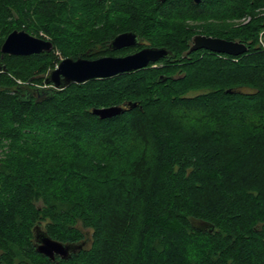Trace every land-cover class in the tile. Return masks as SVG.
I'll use <instances>...</instances> for the list:
<instances>
[{
	"label": "trees",
	"instance_id": "16d2710c",
	"mask_svg": "<svg viewBox=\"0 0 264 264\" xmlns=\"http://www.w3.org/2000/svg\"><path fill=\"white\" fill-rule=\"evenodd\" d=\"M262 8L264 0H0V48L14 29L53 43L30 55L0 50V264H264ZM179 10L196 23L155 15ZM246 15L244 24L217 22ZM123 31L170 57L44 85L60 57L122 54L108 44ZM195 34L248 50L188 52ZM115 105L127 108L91 112ZM35 225L64 243L89 232L90 242L51 260L35 250Z\"/></svg>",
	"mask_w": 264,
	"mask_h": 264
},
{
	"label": "water",
	"instance_id": "95a60500",
	"mask_svg": "<svg viewBox=\"0 0 264 264\" xmlns=\"http://www.w3.org/2000/svg\"><path fill=\"white\" fill-rule=\"evenodd\" d=\"M193 1L199 3L202 0ZM136 44V33L133 31H124L115 35L108 46L112 50H119ZM52 49L53 43L50 40L34 36L25 30L17 29L7 34L0 48L2 54L8 55H30L43 51L48 52ZM200 49H205L214 53L238 56L246 53L248 46L239 41L196 34L192 38V44L188 52ZM168 53L169 51L165 47L152 46L142 48L134 53L123 56L105 55L94 59H88L82 56H77L76 58L65 57L46 74L44 85L58 90L71 83H83L90 79L108 78L118 74L132 72L147 67L150 62L166 57ZM1 69H5V66H0V70ZM127 106L128 108H134L136 102H128ZM126 108V106L115 105L92 108L91 112L100 118H109L124 112ZM33 238L35 250L51 260L55 258V255L67 259L70 257L71 253H76L86 247L85 240L74 243H64L52 239L39 225L33 227Z\"/></svg>",
	"mask_w": 264,
	"mask_h": 264
},
{
	"label": "rangeland",
	"instance_id": "374dc122",
	"mask_svg": "<svg viewBox=\"0 0 264 264\" xmlns=\"http://www.w3.org/2000/svg\"><path fill=\"white\" fill-rule=\"evenodd\" d=\"M150 13V12H148ZM161 14V15H159ZM174 15L176 18L179 19V21L181 22H184V23H187V24H195L196 21H192L191 20V17H193L191 15L190 12L188 11H177V12H170V11H165V12H162V13H158V14H155V15H159V16H170V15ZM260 17L264 16V8H262L261 11H259V14H258ZM250 17L251 15H246V16H242V17H239V18H225V19H218L217 22H229V23H232V24H235V25H238V24H244L246 22H248L250 20ZM185 19V20H184ZM191 41H189L190 43ZM258 44L261 46L262 49H264V29H262L259 34H258ZM132 49V48H131ZM62 58L60 57V60ZM153 63V62H151ZM58 63L55 64V66L57 65ZM162 63H153L152 66H160L162 65ZM83 229V228H82ZM84 231L86 232V230L84 229ZM86 238H88V242H90V238H89V232H86Z\"/></svg>",
	"mask_w": 264,
	"mask_h": 264
},
{
	"label": "flooded vegetation",
	"instance_id": "af4514ba",
	"mask_svg": "<svg viewBox=\"0 0 264 264\" xmlns=\"http://www.w3.org/2000/svg\"><path fill=\"white\" fill-rule=\"evenodd\" d=\"M161 1V0H160ZM124 32V31H123ZM121 33V32H120ZM196 35V34H195ZM136 39H137V44L136 45H132V46H128V47H124V48H121V49H119V50H123L124 52L122 53V54H117V55H114V56H123V55H127V54H131V53H134V52H136V51H138V50H140V49H142V48H145V47H152V45H149V44H147V42L145 41L146 39H145V37L144 36H140V35H138L137 33H136ZM191 44H192V39H191V42H190V44H189V47L191 46ZM154 47H156V46H154ZM132 48V49H131ZM170 57V54L168 53V55L166 56V57H164V58H160V59H164V60H168V58ZM160 59H158V60H156V61H154V62H157V61H159ZM153 62V63H154ZM83 240H85V242H86V244H85V246H88V244H89V240H88V238H84ZM34 244H35V242H34ZM56 256H58V255H55V258H56ZM60 257V256H59ZM54 258V259H55Z\"/></svg>",
	"mask_w": 264,
	"mask_h": 264
}]
</instances>
